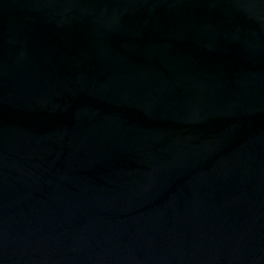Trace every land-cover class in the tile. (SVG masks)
<instances>
[{
    "label": "water",
    "instance_id": "obj_1",
    "mask_svg": "<svg viewBox=\"0 0 264 264\" xmlns=\"http://www.w3.org/2000/svg\"><path fill=\"white\" fill-rule=\"evenodd\" d=\"M0 264H264V0H0Z\"/></svg>",
    "mask_w": 264,
    "mask_h": 264
}]
</instances>
